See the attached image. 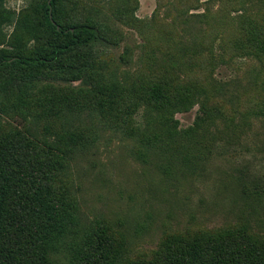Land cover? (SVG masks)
Wrapping results in <instances>:
<instances>
[{
	"label": "rangeland",
	"instance_id": "374dc122",
	"mask_svg": "<svg viewBox=\"0 0 264 264\" xmlns=\"http://www.w3.org/2000/svg\"><path fill=\"white\" fill-rule=\"evenodd\" d=\"M45 1L0 0V50L33 57L46 48ZM54 6L59 25L89 24L103 34L105 43L94 47L97 61L126 88L151 74V49L155 65L167 61L182 78L187 51L203 46L211 56L202 61L215 66L202 62L194 73L207 88L215 81L226 93L219 117L202 121L189 136L182 132L193 127L198 104L175 113L179 146L166 152L140 146L139 137L112 129L96 112L62 113L58 125L32 115L2 117V127L39 142L54 140L50 125L73 134L54 188L63 186L76 204L75 222L49 252L53 262L69 264L71 247L82 244L89 230L110 236L121 262L146 261L165 239L188 229L244 227L264 238V117L254 113L260 62L227 59L242 18L264 20V0H54ZM131 126L144 134L158 130L155 114L144 109L135 112Z\"/></svg>",
	"mask_w": 264,
	"mask_h": 264
},
{
	"label": "trees",
	"instance_id": "16d2710c",
	"mask_svg": "<svg viewBox=\"0 0 264 264\" xmlns=\"http://www.w3.org/2000/svg\"><path fill=\"white\" fill-rule=\"evenodd\" d=\"M43 9L48 41L40 54L23 57L0 50V120L32 115L58 125L62 113L86 110L108 119L112 129L139 137L140 146L166 152L179 146L175 113L196 104L200 108L193 127L182 132L186 137L199 123L224 111L225 87L213 81L214 87L209 89L194 73L202 62L213 70V61H202L211 56L207 48L187 51V75L182 78L167 61L155 65L157 55L151 49V74L126 88L102 72L94 47L106 38L97 28L59 25L54 0L45 1ZM239 29L241 34L230 40L231 56L227 59L230 62L233 56L260 62L254 85L259 109L254 113L264 117V20L246 16ZM69 81H79L82 86L60 84ZM139 109L155 114L157 131L144 129V134L131 126ZM31 110V114H23ZM47 130L54 132L52 143L0 125V264H55L49 252L64 229L75 222L76 204L63 186L54 188L73 134L62 128L52 130L51 125ZM81 243L71 247L69 264H264V238L244 227L188 229L181 237L165 239L146 261L121 262L119 246L100 229L84 232Z\"/></svg>",
	"mask_w": 264,
	"mask_h": 264
}]
</instances>
